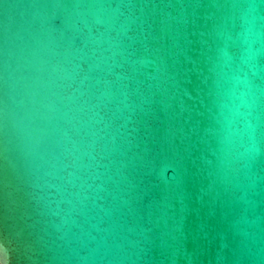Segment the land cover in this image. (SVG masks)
<instances>
[{
    "label": "water",
    "instance_id": "water-1",
    "mask_svg": "<svg viewBox=\"0 0 264 264\" xmlns=\"http://www.w3.org/2000/svg\"><path fill=\"white\" fill-rule=\"evenodd\" d=\"M0 264H264V0H0Z\"/></svg>",
    "mask_w": 264,
    "mask_h": 264
}]
</instances>
